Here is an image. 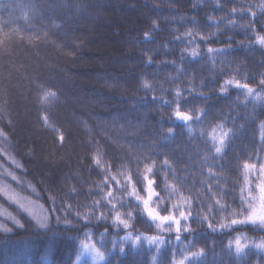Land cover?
<instances>
[{"label": "trees", "instance_id": "16d2710c", "mask_svg": "<svg viewBox=\"0 0 264 264\" xmlns=\"http://www.w3.org/2000/svg\"><path fill=\"white\" fill-rule=\"evenodd\" d=\"M263 168L264 0H0V264H264Z\"/></svg>", "mask_w": 264, "mask_h": 264}, {"label": "rangeland", "instance_id": "374dc122", "mask_svg": "<svg viewBox=\"0 0 264 264\" xmlns=\"http://www.w3.org/2000/svg\"><path fill=\"white\" fill-rule=\"evenodd\" d=\"M98 18L97 27H94V24L88 21H84L85 23L82 24L84 27L83 34L86 35L88 39V45L92 43V48H90L88 45H86L85 50L90 51L91 54H98L96 56L101 57V53H106L110 55L111 52L108 51L112 43H118L119 41L111 39L108 37V32L106 30L105 24L108 22V19L102 17ZM79 26V25H78ZM100 55V56H99ZM104 57V55L102 56ZM79 68L82 70H88L90 68V65L87 64H81L79 63ZM22 117V116H20ZM21 121V118H20ZM23 121L26 120L24 119ZM24 132V131H23ZM25 134V132H24ZM37 160V158H35ZM37 164L39 161H35ZM54 160H49V158L43 157L41 160L40 165H45L46 167L49 166V168H53ZM255 183L253 185V192H251V188H247L246 193L249 192V196L253 198V208L252 213L258 212L259 214L262 213L264 216V168L261 169L258 173L255 174ZM253 178V179H254ZM247 185L248 182H247ZM5 194L7 195L8 199L15 205L17 208H19L22 212L26 213L28 216L33 218L35 221L39 223L40 226H44L47 222V213L45 209L42 207L41 204L34 202L31 199H25L19 195H17L15 192L4 189L3 190ZM257 213V214H258ZM167 223V222H166ZM43 228V227H42ZM83 258L91 262V264H100L101 256L98 254V252L94 249L93 245H89V247H86Z\"/></svg>", "mask_w": 264, "mask_h": 264}]
</instances>
